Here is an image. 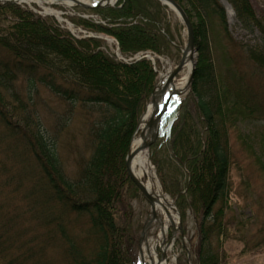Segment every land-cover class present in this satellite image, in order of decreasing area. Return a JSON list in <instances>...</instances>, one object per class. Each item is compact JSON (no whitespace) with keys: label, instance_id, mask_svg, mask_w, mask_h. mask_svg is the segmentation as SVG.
Listing matches in <instances>:
<instances>
[{"label":"trees","instance_id":"16d2710c","mask_svg":"<svg viewBox=\"0 0 264 264\" xmlns=\"http://www.w3.org/2000/svg\"><path fill=\"white\" fill-rule=\"evenodd\" d=\"M173 1L186 13L201 55L188 93L163 126L166 147L187 174L182 188L173 194L181 222L184 224L189 211L197 222L188 255L181 236L176 239L185 255L179 264H223L222 245L231 233L228 134L241 122L264 119V100L242 79L231 75L220 80L211 60L202 61L210 56L208 28L212 23H218L228 37L225 12L218 0ZM227 1L244 27L253 28L256 18L248 0ZM260 3L264 19V1ZM80 10L106 24L76 16H67L68 21L110 35L122 56L139 51L171 55L174 39L165 21L167 7L157 0H117L113 6ZM0 24L1 139L10 154L19 149L28 166L23 172L0 164V173L6 174L3 188L10 190V196L20 194L24 204L20 213L0 209V264H52L33 254L35 248L40 250L46 244H58L63 264H138V236L129 221L128 198H135L139 191L127 175L125 157L157 80L153 65L146 59L129 64L117 61L104 51L102 39H75L54 18L40 17L11 2L0 3ZM261 31L264 35V28ZM247 57L264 71V44L250 49ZM22 74L28 78L26 99H31L40 83L71 107L95 105L112 112L93 124L92 152L73 176L63 172L56 145L44 135L38 121H33V115H24L26 99L16 89ZM188 120L191 127L186 125ZM256 138L258 141L251 143ZM237 139L247 144L246 150L264 175V129L258 137ZM159 149L157 142L149 149L157 171ZM75 219L87 223L85 232L77 236L67 227ZM28 220L38 230L27 232L24 226L29 225ZM186 234L183 229L182 236Z\"/></svg>","mask_w":264,"mask_h":264},{"label":"rangeland","instance_id":"374dc122","mask_svg":"<svg viewBox=\"0 0 264 264\" xmlns=\"http://www.w3.org/2000/svg\"><path fill=\"white\" fill-rule=\"evenodd\" d=\"M3 1L12 3L13 0H2L0 3H4ZM218 1L220 3V0ZM224 1L231 7L233 13V15L227 14L226 9L220 3L225 12L228 37L225 36L218 23H212L208 28V39L211 43L210 56L204 59L202 58V61H207V58L211 60L215 74L220 80L231 75L236 79H242L245 83L252 85L254 89L259 92V97H262L264 100V71L257 68L247 57L250 49H259L264 44V35L261 33V29L264 28V19L261 16L262 6L260 0H248V4L254 9L256 18L253 28H251L252 30L244 27L242 22L237 18V14L232 5L227 0ZM14 4L40 17L54 18L61 28L65 30L68 29L76 38L100 37L103 41L105 40L106 48H104V51L116 60L118 59L116 56L118 54L117 46L111 38L80 27H74L68 19L63 18H67V16H76L81 17V19L98 21V16L88 11H82L80 10L81 8L77 6L67 7L63 4L25 5L16 0ZM46 9L52 12V14L47 15L45 12ZM165 15V21L169 25L174 42L169 57L154 56L158 60V62H154V67L157 71V79L159 78L158 73L161 71L170 68L173 70L176 67L180 61L182 49L187 43V31L180 16H178L172 8H167ZM8 24L6 23L3 25L7 26ZM194 37L195 34L193 31V39ZM114 55L116 57H114ZM193 56L194 63L192 65V70H194L196 62L201 56L197 52V48ZM23 75L24 74L17 78L16 89L19 91L21 98L26 99L28 78ZM188 91L189 88L181 95V99H183ZM30 98V100L27 98L28 100L26 99L25 101L27 103V107L25 106L27 110L24 112V115L27 117L33 115V121H38L44 135L51 141H54L56 145L60 167L63 172L68 176H73L79 164L87 160L92 152L91 131L94 128L93 124L97 123L100 117L106 115L112 116V112L108 111V109L103 106L95 105H76L71 107V105L61 97L52 93L45 84L40 83L36 84V88L33 89ZM151 100L152 98L146 104L144 111ZM175 101H178V98ZM144 111L138 119L136 130L131 139L139 133V122ZM9 117L12 116L9 115ZM12 121L15 123L14 120ZM186 125L191 127V120L186 121ZM163 126L164 124L161 123L156 140L154 141V143L157 142L160 145V149L158 153H156V159L158 161L157 167L160 172L157 171V168L151 162L152 152L149 149L148 154L159 186L162 188L170 203L174 204L175 195L173 194L176 188H182V183L187 174L180 167L178 162L172 158L166 147ZM262 129H264V119L261 118V120L241 122L234 130H229L230 165L227 182L231 189V200L228 203L230 209L227 210V214L231 222V233L229 238L226 239L222 245V252L223 255H225L223 264H264V175L260 172L254 160L251 159L248 150H246L247 144L243 145V139H237V136L243 137L245 135H250L251 138L255 135L258 137ZM1 137L2 129L0 127V164H5V166L12 171L22 169L23 172H27L28 166L23 162L21 156H19L20 150L15 148L13 150L14 152L10 154V152L7 151V143L2 140L3 138L1 139ZM190 138L193 139V137ZM244 139L250 143V139L246 137ZM254 140L256 141L251 140V143L257 142L258 138ZM5 175L6 174L0 173V209L2 208V212L15 210L20 213L22 211L19 210L24 207V204L19 200L20 194H18V196L15 194L10 196V190L3 188L1 181L3 177L5 178ZM167 189L169 191L168 193L165 191ZM122 201L126 203L127 199L125 200V198L122 197ZM128 201L131 208L129 221L132 224V228L137 233V236H139L141 227L150 218L151 207L140 192H138L135 198H128ZM175 209L173 215L176 217V220H171L168 223V230L165 236H163V242L157 244L156 249L159 258H161L162 250L165 261L168 264H179L184 262L185 255L178 244H176V239L183 229L186 230L187 234L181 237V241L186 247L187 255L190 253L191 241L195 240L197 222L192 211L187 213V219L184 224H182L179 213H177ZM27 222H30L29 225L26 224L24 226L27 232H34L36 228L38 230V226L35 228L33 227L35 225L31 220ZM171 225L175 227L176 230L172 233L171 238H169L171 235ZM86 226L87 223L85 219H75L70 221L67 225L69 231H73L76 236L81 232L84 233L87 229ZM29 236H31V234H29ZM36 244H38V241ZM248 248L250 249L248 250ZM139 251L140 245L137 253L138 264ZM33 254L34 256L46 259L47 262L50 261L52 264H63L62 252L58 244L52 247L46 244L40 250L35 248Z\"/></svg>","mask_w":264,"mask_h":264},{"label":"bare ground","instance_id":"6f19581e","mask_svg":"<svg viewBox=\"0 0 264 264\" xmlns=\"http://www.w3.org/2000/svg\"><path fill=\"white\" fill-rule=\"evenodd\" d=\"M16 1L25 5L52 4L54 2V0H16ZM78 1L88 6H95L96 4H102L100 0H78ZM113 2L114 0H111L110 4H113ZM220 3L226 9L227 14L233 15L231 7L224 0H220ZM59 4H63L67 7L77 6L80 7L81 9L88 10L85 7H81L77 5V2L70 0H64ZM45 12L47 14H52V12L48 11V9H46ZM93 22L101 23L103 25L106 24L105 21H102L100 19L98 21H93ZM66 31H68L73 38L79 39L74 37L68 29H66ZM102 35L108 36L113 40V42H115L116 45H118L117 41L110 35L107 34H102ZM83 38H88V37H83ZM97 38L101 39L100 37ZM141 52L146 53L150 56L157 55L152 51H141ZM114 57L116 56L114 55ZM193 61H194V56L190 53V51L185 53V65L181 70V72L179 73V75L171 83H168V78L172 72V68L167 69L165 71H161L159 73V83L156 87L154 94L155 99L153 102L149 103V105L146 107L140 119L139 133L135 135L131 140L130 152L135 151L142 144L150 141L151 136L154 133V130H152L149 127V123L154 118L155 114H158L163 109L164 101L166 100V98L171 96V101H172L177 99L178 96H181L186 92V90L188 89V83L190 80L192 65L194 63ZM162 90L163 93H161ZM168 115L169 114L166 110L164 115L161 117V120L164 122ZM128 170L130 174L144 186L147 193H149V195L155 198L149 216L151 218V216L154 215V218L151 221L148 232L145 234L144 240L140 245V261L142 258V261L147 264H168L165 260L159 258L156 249H157V244L163 242L162 241L163 236H165L168 230V226H167L168 223L171 220L175 221L176 217L173 215V211H174L173 204L170 203L169 199L164 194L162 188L159 186V183L155 177L152 164L149 160L148 149L144 148L133 156V158L130 161Z\"/></svg>","mask_w":264,"mask_h":264},{"label":"water","instance_id":"95a60500","mask_svg":"<svg viewBox=\"0 0 264 264\" xmlns=\"http://www.w3.org/2000/svg\"><path fill=\"white\" fill-rule=\"evenodd\" d=\"M55 1L62 2L64 0H55ZM70 1L77 2V5H79L81 7H85V8H93V7H97V6H103V5H106V4H110V2H111V0H100V2L102 4H96L95 6H88L86 4L81 3L78 0H70ZM158 1H160L162 4L170 5L173 8V10L180 16V18H181V20H182V22L185 25L186 30H187V44H186L185 49L183 50V56L181 58L180 63L172 71V73L170 74V76L168 78V83H171L172 80L175 78V76L181 71V69L185 65V53H187L188 51H190V53L193 54L195 52L194 39H193V30H192V26H191L188 18L186 17L185 12L173 0H158ZM190 83H191V78L189 80V84ZM161 93H163V90L161 91ZM154 94H155V91L152 94V102L155 99L154 98ZM170 100H171V96H169L168 98H166V100L164 101L163 109L158 114H155L154 118L149 123V127L152 130H154V133L152 134L150 141L142 144L139 148H137L133 152H130V150H129V152H128L127 156H126V160H125V166H126V170H127V173H128V176H129L130 180L138 188V190L140 191V193L142 194V196L146 199V201L150 204L151 207H152V204H153V201L155 200V198L152 197L151 195H149V193H147V191L144 188V186L140 182H138L130 174V172L128 170V167H129L130 161L133 158V156L136 153H138L139 151H141L142 149H144V148L148 149L150 147V145L153 143V141L156 139L157 133H158L159 124H160V121H161V117L166 112ZM153 218H154V215H153ZM152 220L153 219H148L145 222V224L143 225L142 230H141V233H140V237H139V244H141L142 241L144 240L145 234H146L147 230L149 229V226H150ZM162 257H164V255H162Z\"/></svg>","mask_w":264,"mask_h":264}]
</instances>
